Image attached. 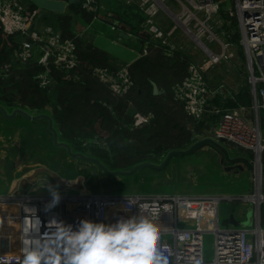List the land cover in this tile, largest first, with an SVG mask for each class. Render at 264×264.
<instances>
[{
	"label": "built area",
	"instance_id": "1",
	"mask_svg": "<svg viewBox=\"0 0 264 264\" xmlns=\"http://www.w3.org/2000/svg\"><path fill=\"white\" fill-rule=\"evenodd\" d=\"M174 0L181 10L173 16L183 20L185 33L207 58L204 65L190 64L186 76L173 91L174 101L186 115L203 124L205 138L238 151L251 153L261 163L264 154V0ZM89 13L98 12L97 0H79ZM146 17V32L155 40L165 35L155 18L159 5L154 0H141ZM224 14V17L222 16ZM44 12L32 9L27 0H0V34L6 39L19 37L20 44L12 57L0 61V79H9L19 66L24 70L38 69L34 83L42 90L53 87L55 75H65L68 81H78L82 62L77 38L67 39L59 31L42 29ZM215 18L226 26V39L216 34ZM238 25L236 31L234 25ZM115 31L116 28L112 27ZM240 36L248 71L252 105L250 108H226L235 98L221 85L211 88L207 71L235 58L233 37ZM216 44L218 53L209 44ZM231 49H233L231 51ZM148 55L146 47L140 57ZM132 64H115L112 69L89 67L90 75L124 98L134 88ZM152 116L135 114L133 127L140 128ZM52 197L12 192L0 195V264H22L25 249L39 244L50 231L52 219L78 225L83 219L112 224L134 216L149 220L160 235L158 249L168 264H264V230L219 227L220 198L195 196H122L91 193L62 197L57 207L47 211ZM250 201V200H247ZM181 224H183L181 226ZM158 225V227H156ZM168 226V227H166ZM215 236L212 262H206L203 236ZM172 237V243L168 242Z\"/></svg>",
	"mask_w": 264,
	"mask_h": 264
},
{
	"label": "rangeland",
	"instance_id": "2",
	"mask_svg": "<svg viewBox=\"0 0 264 264\" xmlns=\"http://www.w3.org/2000/svg\"><path fill=\"white\" fill-rule=\"evenodd\" d=\"M124 1L126 2V0H117V3L122 4ZM154 2L160 7L159 16L157 15L155 18L160 30L165 35H169L171 31H174L171 36L163 40H155L152 37L154 43L155 41L160 43V45L156 43L154 51L160 47H165L164 53L167 54L165 57L166 64L176 68V73H179L177 69L180 72L181 70L183 72L188 70L187 66L190 64L204 65L208 60L202 50L185 33L183 20L180 19L178 21L173 18V16L180 14L181 10L179 7H170L168 0H154ZM224 6L233 8V1L228 0ZM123 12V18H134L132 9L131 11L126 9ZM69 13L72 14V11L70 10ZM160 17L161 20H159ZM56 19L57 16H53L51 22H55ZM170 19L174 20V24L171 23ZM72 23L77 32L83 35L84 27L88 25L85 22V16H80L78 22L73 20ZM41 25L42 28L49 27V24L43 21H41ZM105 28L106 33L111 38L117 39L116 35H113L114 32L111 31V28L106 25ZM144 28H146V25H144ZM213 28L218 37L222 40L226 39L227 28L223 27L221 19L215 18ZM234 28L236 31L239 30L237 24L234 25ZM234 45L235 58L211 67L207 71L206 79L211 88L223 85L231 94L238 95L247 83L248 71L242 46L239 42L238 44L234 43ZM209 47L212 51L218 53L219 48L216 44H209ZM148 54L149 57H152L153 51H149ZM83 77H80L76 82L82 81ZM176 84L171 87L173 100L169 106H172L174 102L173 91ZM90 98L93 99L94 96ZM132 113L131 111L130 115H133L132 118L138 113L145 116L140 112L136 113V111ZM42 126H34V128L20 120H16L13 123H5L0 119V195H7L11 190H17L18 193L47 196L48 194L51 195V188H57L56 190L59 191L62 197L82 196L97 191L99 192L98 194H119L122 196L181 195L235 199L236 201L232 202L225 200L220 202L219 227L223 230L231 228L229 213L232 208L237 207V210H235L237 214L243 212V216L238 218L240 229H253L257 224H260L264 230V201L260 204L261 211L257 212L256 203L241 200L257 195L258 173L245 170L236 174V172L224 170V167L229 165L222 163V155L211 146L202 147L189 156L173 159L163 171L145 169L139 171L133 177H127L129 179L121 180L118 177L108 178L94 164L69 157L65 149L56 146L54 149L52 147L53 140L48 133L46 124ZM204 138L205 134H202L199 138L193 139L194 141L186 147V150L195 142ZM89 144L106 147L105 143L102 145L99 139L95 137L94 140H89L82 144L81 152L91 150L86 149L90 147ZM143 148L145 147L141 148L139 146L136 149ZM226 148L232 156L246 157L254 164L259 163V161L256 162L250 153L229 147ZM75 149L79 150L78 147H75ZM166 155V153L162 154V158L156 164L160 165ZM261 164L264 168L263 157ZM261 195L264 197V177ZM166 238L168 242L172 243L171 236ZM214 243L215 236L213 234H205L203 236V250L206 262H212L214 259Z\"/></svg>",
	"mask_w": 264,
	"mask_h": 264
},
{
	"label": "trees",
	"instance_id": "3",
	"mask_svg": "<svg viewBox=\"0 0 264 264\" xmlns=\"http://www.w3.org/2000/svg\"><path fill=\"white\" fill-rule=\"evenodd\" d=\"M30 6L32 9H37L31 4ZM72 9L75 15L85 16L86 23L91 22L95 17V14L87 12L81 6ZM116 13H118L116 18L138 39L135 45L139 47L141 53L147 43H149L148 52L153 51L152 57L148 54L132 64L130 73L134 88L124 98H118L111 91L113 97L111 92L92 78L88 71L89 67L110 69L113 67L111 64L108 65L110 59L108 55L95 49L93 45L84 43L82 39H78V48L81 59L86 62L82 65V74L79 73L84 76L83 80L77 83L68 81L65 75H57L59 87L54 90L53 96L52 91L42 90L34 83L35 74L40 72L38 69H26L24 73L16 72L5 81L0 79V104L8 102L19 106L29 114L51 116L60 142L70 145L74 153H82L99 160L112 172L130 171L142 163L156 164L162 158V154L168 155L172 151L186 150L193 139L205 134L203 124H198L189 118L179 103L174 101L172 106H169L173 100L171 87L185 77L187 70L180 72L177 69L179 73H176V68L166 64L165 47L154 51L156 43L160 45L158 41L154 43L152 39H140L146 21L144 13L136 12L137 20L123 18V10ZM50 15L53 14L45 13L42 21L49 22L55 31L61 30L65 36L77 35L67 14L57 15L55 22H51L48 17ZM222 16L224 17L223 13ZM233 42L240 43L238 34L233 37ZM3 44L4 40L0 39V47ZM154 83L159 89L158 95L154 94ZM93 96L94 98L91 99L90 97ZM233 97L235 101H229L226 108L251 107L249 80L243 90L238 95L233 94ZM130 103L134 105L132 108ZM131 111L133 113L138 111L145 116L152 115V119L148 124L134 128ZM28 123L31 127L45 123L49 130L46 121H28ZM95 137L102 145L105 143L106 147L89 144L90 147L86 149L91 150L81 152L82 144L94 140ZM139 146L145 148L136 149ZM95 193L99 192L95 191Z\"/></svg>",
	"mask_w": 264,
	"mask_h": 264
},
{
	"label": "clouds",
	"instance_id": "4",
	"mask_svg": "<svg viewBox=\"0 0 264 264\" xmlns=\"http://www.w3.org/2000/svg\"><path fill=\"white\" fill-rule=\"evenodd\" d=\"M46 210L57 207L61 195L50 189ZM50 231L25 249L22 264H168L158 249L160 235L138 216L106 224L83 219L78 225L52 219Z\"/></svg>",
	"mask_w": 264,
	"mask_h": 264
},
{
	"label": "water",
	"instance_id": "5",
	"mask_svg": "<svg viewBox=\"0 0 264 264\" xmlns=\"http://www.w3.org/2000/svg\"><path fill=\"white\" fill-rule=\"evenodd\" d=\"M31 5L35 6L37 9L46 12V13H52L57 15H63L69 6H75L79 7L80 2L79 0H27ZM150 34L147 33V35L142 34V37H145L146 39L150 38ZM124 39L128 40V36H121ZM93 47L99 51H101L104 54H107L125 64H134L140 59V55L138 52L129 49L128 47L121 45L120 43L110 39L109 37H106L104 35H97L93 41ZM154 88V94L157 95L159 92V89L156 84H153ZM0 113L3 114V116L6 119L13 120L17 117V115H20L30 121H40L44 120L48 122L49 131L53 136L54 145L58 148L65 149L69 157L73 159H80L84 162L94 164L97 166L106 176L108 177H133L135 174H137L141 170L145 169H152L155 171H163L170 161L175 158H180L184 156H189L193 154L196 150L205 147V146H211L213 149H215L220 155H222V163H225L226 165H229L228 167H224V170H227L229 172H244L245 170L257 172L258 166L261 168V174L260 178L263 180L264 177V168L261 163H252L249 159L242 156H232L229 152V150L224 147V145L216 142L212 138H204L202 140H199L195 142L189 149L187 150H180V151H172L168 153V155L165 157L164 161L158 165L153 163H142L137 166H135L130 171H117L112 172L110 171L106 166H104L99 160L91 158L86 156L82 153H74L71 146L60 142L59 141V135L57 130L54 128V121L52 117L48 115H38L33 116L27 113L26 111L17 109L12 114H9V112L2 106H0ZM221 201H236L235 199H226V198H220ZM242 201H247V199H241ZM253 203V201H251ZM255 204V202H254ZM257 212L261 211V205H257ZM235 210L230 211L229 213V224L230 227L237 229L240 226L239 221L235 217ZM260 225V224H259Z\"/></svg>",
	"mask_w": 264,
	"mask_h": 264
},
{
	"label": "crops",
	"instance_id": "6",
	"mask_svg": "<svg viewBox=\"0 0 264 264\" xmlns=\"http://www.w3.org/2000/svg\"><path fill=\"white\" fill-rule=\"evenodd\" d=\"M167 1V0H166ZM169 1V5H170V7H172L173 8V6H176V7H178V5L174 2V0H172V1H170V0H168ZM140 3H141V0H126V2L124 1L122 4L121 3H117V0L116 1H109V0H97V4H98V12L95 14V17H94V19L91 21V22H89V23H87L88 25L87 26H85L84 27V34L82 35H80V33L79 32H77V30H76V28L74 29L75 30V32H77V35L75 34V36H71V35H69V36H65L64 35V33L61 31V30H58L60 33H62V36L64 37V38H69V39H73V38H77V41H78V39H82V41L84 42V43H86V44H91V45H93V41H94V39H95V37L97 36V35H104V36H106V37H111L108 33H106V31H105V25L107 26V27H109V28H111V31H113L112 30V27H115L116 28V30L115 31H113L114 33H113V35H116V37H117V39H115L114 37H113V39L112 40H114V41H116V42H118V43H120L121 45H124V46H126V47H128L129 49H131V50H134V51H136V52H138L139 53V55L140 54H142L143 53V51H142V53H141V51H140V49H139V47L138 46H136L135 44H136V42H137V38H135V36H133L132 34H131V30H129V29H127V27L118 19V18H116V17H118L117 16V14L118 13H116V11H118V12H122V10H126V9H128L129 11H131V9L134 11V13H133V15H134V18H132L133 20H137V18L136 17H138L137 16V14H136V12L138 13V12H141L142 13V10H141V8H140ZM81 6V5H80ZM80 6L79 7H77V8H80ZM72 7H75V6H69L68 7V9L66 10V12L63 14V15H65V14H67V16H69L70 18H71V21H73L74 20V22L77 20V22H78V20H79V17L81 16V15H75V11L72 9ZM137 9V10H136ZM72 11V14L71 13H69V11ZM46 13V12H45ZM44 13V14H45ZM49 14H52V13H49ZM57 16V14H53V15H50V16H52V17H49V19H52L53 18V16ZM46 16V15H45ZM145 16V15H144ZM159 16V15H158ZM166 16V15H165ZM72 18H73V20H72ZM146 18V17H145ZM168 18V17H167ZM159 20H161V17H160V19ZM170 21H171V23L172 24H174V20L173 19H170ZM49 24V22H47L46 21V24ZM73 24V23H72ZM144 25H146V21H145V24ZM42 26V25H41ZM43 30L44 29H52V30H54L52 27H51V24H49V27H45V28H42ZM141 34H144V35H147V32H146V28H144V31L141 33ZM123 35H125V36H128L129 37V39L128 40H126V39H124L123 37H121V36H123ZM71 36V37H70ZM83 36H84V38H83ZM144 39V40H149V39H152V36H150V38L149 39H146L145 37H142V35H141V37H140V39ZM0 39L1 40H4V44H3V46L2 47H0V61H6L7 59H9L10 57H12V55H13V53H14V50L18 47V45L20 44V42H21V39L19 38V37H17V38H12V39H6L3 35H1L0 34ZM148 44L149 43H147L146 45H145V48L148 46ZM78 45H79V42H78ZM144 48V49H145ZM107 55V54H106ZM109 56V55H108ZM110 57V59H109V62H108V65H110L111 64V66L112 67H115V64H121V63H123V62H121V61H119V60H117V59H115V58H113V57H111V56H109ZM3 58V59H2ZM140 59H141V57H140ZM82 62L84 63V65L86 64V62L82 59ZM132 67V66H131ZM104 68V67H103ZM105 68H108V67H105ZM110 69V68H109ZM26 70V69H25ZM16 72H19V73H24V67L23 66H19L18 67V70H16L15 71V73ZM78 73H80V74H82V72L80 71V72H78ZM82 77V76H81ZM93 78V77H92ZM94 79V78H93ZM94 80H96V79H94ZM97 82H98V84H100V85H102L103 87H105L109 92H111V90L108 88V86H106V85H104V84H102V83H100L98 80H96ZM53 87H51L49 90L50 91H52V93L54 92V90L55 89H57L59 86H58V83H57V75H55L54 76V80H53ZM155 84V83H154ZM51 93V94H52ZM112 93V92H111ZM159 93V92H158ZM112 96H113V93H112ZM114 97V96H113ZM251 99H252V97H251ZM253 102V101H252ZM130 105V107L132 108L134 105H133V103H130L129 104ZM0 106H2V107H4L8 112H9V114H12L15 110H17V109H20V110H23L22 108H20L19 106H17V105H15V104H9L8 102H6V103H2V104H0ZM23 111H25V110H23ZM28 113V112H27ZM136 113H138V111L136 112ZM30 115H33V116H38V115H35V114H30ZM42 115H44V114H42ZM21 117V118H20ZM51 117V116H50ZM0 119H2V122H5V123H13L14 121H16V120H20L21 122H24V123H26V124H28L29 126H30V123H28V121L29 122H33V121H30V120H28V119H26V118H24V117H22V116H20V115H17V117L15 118V119H13V120H10V119H6L4 116H3V114L2 113H0ZM25 119V120H24ZM40 121H44V120H40ZM35 122H39V121H35ZM47 122V121H46ZM48 123V122H47ZM43 124H45V123H42L41 124V127H43L42 125ZM47 126V125H46ZM39 127V126H38ZM49 127V126H48ZM49 131V130H48ZM49 133H50V131H49ZM50 136L52 137V140H53V136H52V134L50 133ZM3 138V137H2ZM196 141V140H195ZM1 142V141H0ZM53 148L55 147V145H54V141H53V146H52ZM55 149V148H54ZM251 154V153H250ZM252 155V154H251ZM173 160V159H172ZM171 160V161H172ZM170 161V162H171ZM260 181V180H259ZM261 189H262V180H261ZM56 186V185H55ZM55 189H57V188H55ZM260 189V190H261ZM14 191H17V190H11L10 191V193H8V194H11L12 192H14ZM7 194V195H8ZM88 194H90V193H88ZM49 195V194H48ZM142 196V195H141ZM176 196V195H175ZM178 196V195H177ZM253 199H254V197H253ZM251 201H253V202H255L257 205L258 204H261V202H263L264 201V197L263 196H261V200H259V201H255V200H251ZM239 213H241V214H237L236 212H235V217H236V219L238 220V218H241L242 216H243V212H239Z\"/></svg>",
	"mask_w": 264,
	"mask_h": 264
},
{
	"label": "bare ground",
	"instance_id": "7",
	"mask_svg": "<svg viewBox=\"0 0 264 264\" xmlns=\"http://www.w3.org/2000/svg\"><path fill=\"white\" fill-rule=\"evenodd\" d=\"M257 175H258V180H257V183H258V192H257V195L254 197V199H253V197H251V198H247V200H255V201H259V200H261V178H260V174H261V168H260V166H258V168H257ZM260 180V181H259ZM260 204H258V206H259Z\"/></svg>",
	"mask_w": 264,
	"mask_h": 264
},
{
	"label": "flooded vegetation",
	"instance_id": "8",
	"mask_svg": "<svg viewBox=\"0 0 264 264\" xmlns=\"http://www.w3.org/2000/svg\"><path fill=\"white\" fill-rule=\"evenodd\" d=\"M233 210H237V207H234V208H232V210H231V211H233Z\"/></svg>",
	"mask_w": 264,
	"mask_h": 264
}]
</instances>
